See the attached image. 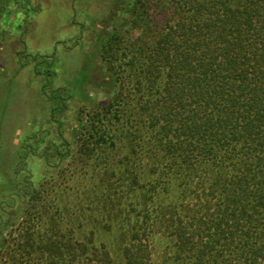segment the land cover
<instances>
[{
	"label": "trees",
	"instance_id": "1",
	"mask_svg": "<svg viewBox=\"0 0 264 264\" xmlns=\"http://www.w3.org/2000/svg\"><path fill=\"white\" fill-rule=\"evenodd\" d=\"M13 2L26 4L31 18L43 7L42 0H0V7ZM103 15L89 22L105 63L93 51L90 64L74 73L76 82L118 97L117 112L150 121L145 154L152 177L137 185L148 188L151 201L130 227L129 214L95 219L124 226L107 231L118 241L114 249L94 231L91 243L58 246L48 255L54 264H264V0H111ZM116 50L122 73L111 61ZM18 53L19 65L33 64L42 78L47 111L39 127L13 143L0 130V147L15 149L1 152L7 163L0 178L9 185L1 190L7 193L0 199L1 244L3 231L38 195L28 165L38 161L50 176L73 157L63 119L76 89L53 83V55ZM95 62L97 72H89ZM130 194L121 193V202ZM161 234L174 238L173 256L168 245L157 246Z\"/></svg>",
	"mask_w": 264,
	"mask_h": 264
},
{
	"label": "rangeland",
	"instance_id": "2",
	"mask_svg": "<svg viewBox=\"0 0 264 264\" xmlns=\"http://www.w3.org/2000/svg\"><path fill=\"white\" fill-rule=\"evenodd\" d=\"M110 3L111 0H42V11L32 18L27 15L26 4L13 2L0 7V130L2 128L3 138L13 143L39 127L46 117V99L40 91L43 80L35 74L33 64L19 65L18 52L53 55L51 69L58 73L53 83L76 89V97L71 100L63 119L73 157L50 176H45L40 162L33 160L28 165L35 175L38 195L27 210L18 214L13 226L3 231L0 264H54L48 255L51 249L83 241L91 243L90 234L94 231L104 235L109 247L114 249L118 241L107 231L113 229L117 234L124 226L116 220L98 223L95 219L129 214L130 227L143 215L139 217V213L148 210V207L143 210V206L150 205L149 190L138 187L137 183L145 184L152 177L147 172L150 163L145 154L151 136L150 121L139 120L130 110L127 114L117 112L118 97L111 100L96 86L87 83L82 88L76 82V71L90 64L93 51L95 61L100 65L105 63L106 57L95 46L96 31L90 27L89 20L104 17ZM26 22H31L30 28L24 31L22 27ZM99 22L102 27L104 22ZM134 35L137 33L133 31L128 36L133 40ZM75 41L77 46L73 50L77 52L72 53L67 47ZM116 56L117 50L110 56L112 64L122 73ZM97 63L96 68L90 66L88 71L96 73ZM125 86L129 102H137L136 93L128 88L127 82ZM122 88L123 85L118 91ZM4 108L9 111L6 116ZM7 147H0V169L7 163L1 152L15 154L12 145ZM8 188V179L1 177L0 199L5 198L7 193L2 192H8ZM123 192L131 193L123 200L130 208L124 213ZM86 193L90 198H85ZM78 203H84L81 206L86 210L78 209ZM156 241L158 247L168 245V255H174L176 245L172 236L161 234Z\"/></svg>",
	"mask_w": 264,
	"mask_h": 264
}]
</instances>
